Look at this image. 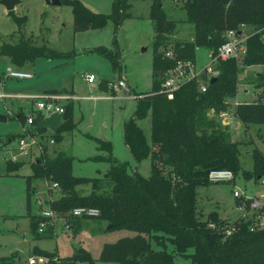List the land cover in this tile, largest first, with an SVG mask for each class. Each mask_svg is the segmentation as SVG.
Segmentation results:
<instances>
[{
	"label": "trees",
	"instance_id": "1",
	"mask_svg": "<svg viewBox=\"0 0 264 264\" xmlns=\"http://www.w3.org/2000/svg\"><path fill=\"white\" fill-rule=\"evenodd\" d=\"M61 2L69 3L72 8L74 32L103 28L109 20L117 28L131 16L130 0H113L110 14L93 12L79 0ZM185 10L194 32L191 41H178L170 39L176 21L167 16L163 1L151 0L150 4L152 90L140 93L143 96L137 98L134 115L123 125V138L130 155L138 164L148 159V175L129 172L127 162L112 156L111 142L96 139L98 148L108 151L107 156L92 158L108 162L109 167L102 177L75 176L72 173L74 157L63 151L54 157L41 155L31 163L33 173L25 179L26 201L29 204L34 192L32 179L38 176L48 186L56 183L61 193L58 198L46 201L48 209L65 216L77 206L94 207L99 210L95 218L104 219L108 224L105 231H134L133 236L103 244L99 255L103 263L173 264L176 253L190 258L191 264H264V226L250 230L253 220L229 223L218 219L216 212L208 213V219L203 220L197 206V189L211 183L208 180L211 170L228 169L234 176L241 173L246 179L264 178V149L254 148L251 168L244 169L240 159L242 145L231 138L227 127L220 122L219 114L233 108L230 100L237 92L238 63L234 58L221 60L215 57L217 48L224 41V33L239 31L244 24L253 32L245 41L246 53L240 63L264 64V0H187ZM12 18L22 27L21 17L12 15ZM202 46L213 51L210 67L215 73V81H207L205 91H200V81L191 79L168 99L159 91L164 73L174 67L177 60L194 62L195 50ZM93 51L112 55L111 50L103 47ZM168 51L172 57L166 55ZM70 55V51L61 52L47 44H37L32 35L10 36L0 43V62L8 60L16 68L34 64L39 58ZM100 86L106 88L102 83ZM260 86L264 87V82ZM44 92L59 93L57 89ZM72 105L71 100L64 103L62 123L54 132V139L60 137L61 131L72 128ZM147 109L151 110V144L147 143L135 121L143 117ZM234 110L245 127L264 123V99L241 101ZM15 117L22 124L26 121V114L21 110ZM40 119L36 113L34 124ZM26 132L32 133L29 129ZM6 167L16 169L11 161H6ZM87 184H90L88 194L76 188ZM251 201V197L236 198V204L245 205V208H249ZM30 220L32 235L38 238L40 217L35 219L31 215ZM68 220L77 231L81 219ZM228 229L231 230L229 234L226 233ZM44 233L53 236L54 226L49 225ZM151 241L156 242L157 249ZM167 244L173 246L172 251H167ZM34 252L46 256L45 264H93L90 254L80 247L77 254L67 258L55 257L53 253L39 249Z\"/></svg>",
	"mask_w": 264,
	"mask_h": 264
},
{
	"label": "rangeland",
	"instance_id": "2",
	"mask_svg": "<svg viewBox=\"0 0 264 264\" xmlns=\"http://www.w3.org/2000/svg\"><path fill=\"white\" fill-rule=\"evenodd\" d=\"M79 1L93 12L110 14L113 10V0ZM162 1L167 16L176 21V28L170 39L191 41L194 26L186 17L187 0ZM130 4L131 16L124 19L117 28L109 20L103 28L74 32L72 8L67 2L51 6L46 0H20L10 12L0 2V43L10 36L32 35L37 44L44 43L55 50L71 52L68 57L39 58L34 64L21 68H16L8 60L0 62V94L5 95L0 96V115L6 117V121H0V264H28V257H46L42 253L36 255L35 249L53 253L55 257L67 258L78 253L76 245L90 254L93 264H120L101 262V248L104 243L133 236L135 232L127 229L105 231L108 224L104 219L84 218L79 220L80 227L77 231L73 229V225L65 230L62 220L70 217L68 214L62 216L58 213L55 219H49L54 225L53 236L38 233L39 237L35 238L30 226L31 215L36 219L39 211L47 207L46 201L58 198L61 193L57 188L49 190L47 182L36 176L32 179L34 192L27 204L25 179L32 175L31 163L38 157H54L60 151L74 157L72 173L75 176L102 177L109 164L93 160V157L107 156L108 151L100 150L96 139L110 141L112 156L127 162L129 172L148 175V159L139 164L132 159L124 142L123 125L134 115L138 100L133 95L152 90L153 22L149 18L151 0H130ZM11 14L21 17L24 23L22 27L17 25ZM250 31L251 27L248 26L244 33L248 35ZM98 47L111 50L112 55L106 56L93 51ZM212 53L208 47H197L194 53L195 70L209 67ZM7 66L32 72L34 77H8L5 71ZM88 74L95 77L91 83L86 79ZM121 79L125 81L128 93L109 85L116 84ZM236 79L237 92L230 101L231 105L237 99L240 102L264 99V87L260 86L264 82V69L261 65H244L239 62ZM101 83L106 88L100 86ZM53 88L69 97H76L71 99L72 128L61 131L53 145L47 140L53 137V131H37L35 136L43 138L42 148L39 151L32 147L24 155L18 148L24 127L15 114L21 110L26 115H34L35 100L31 96ZM135 121L147 143L151 144V110L147 109L145 115ZM224 126L231 138L242 145L241 163L244 169H250L252 150L264 149V123L245 127L235 116ZM6 161L15 164L16 169L7 168ZM89 185H77L76 188L88 194ZM234 190L243 199H262L264 178L246 179L239 173L231 181L211 182L199 187L197 206L201 218L207 220L208 213L216 212L218 219L229 223L246 219L264 223V207L252 210L245 208V205L238 206ZM151 245L158 248L155 241H151ZM166 249L170 252L173 246L167 244ZM37 264H45V261ZM173 264H191V261L188 257L174 253Z\"/></svg>",
	"mask_w": 264,
	"mask_h": 264
},
{
	"label": "built area",
	"instance_id": "3",
	"mask_svg": "<svg viewBox=\"0 0 264 264\" xmlns=\"http://www.w3.org/2000/svg\"><path fill=\"white\" fill-rule=\"evenodd\" d=\"M248 25L242 24L240 26V30H227L224 33V41L223 43L217 48L215 57L219 58L221 60H226L228 58H234L237 63L241 62L243 56L246 53V45L245 41L246 39L251 35L252 30L248 35L244 33L245 28H247ZM264 41V36H263ZM168 57H172V53L168 51L166 53ZM264 69V64L261 65ZM6 75L11 78H17V79H30L33 77L32 72L22 71V70H15L12 66H7L6 69ZM205 75V80L200 79V75ZM215 73L212 71V68L205 67L201 70H195L194 68V62L190 60H177L174 67L168 69L163 76V80L161 82V86L159 91L164 93L168 99H172L174 92L179 89L185 82L196 78L198 81H200L199 90L205 91L206 89V82L208 81V78ZM86 79L88 82H93L95 80L94 75L88 74L86 75ZM113 89H123L126 93L129 92V89L125 83L124 80L117 81L116 84L109 83ZM0 96H5L4 94H0ZM142 94H135L133 97L135 98H141ZM32 99L35 100L33 104L34 108V115H26V121L23 124L24 127V135L20 136L19 142H18V148L20 152L24 155L28 154V152L31 150L32 147H35L37 149L42 148V140L41 137H36L34 133H27L26 129H29V127L34 125V117L36 113H39L41 116V119L48 117L52 113L58 112L61 115L62 120V114L64 113V103L68 100L75 99L76 97H69L63 93H54V92H43L40 95H34L31 96ZM231 101V100H230ZM240 101L235 100L234 105H232L233 108H230V110L221 112L219 114V119L222 125H228L233 118H235V110L234 107L239 103ZM231 103V102H230ZM40 119V120H41ZM36 133V132H35ZM48 143L50 145H53L55 143V140L53 137H49ZM234 175L233 173L228 169H214L209 171L208 173V180L212 183L214 182H225V181H231L233 180ZM48 188L56 189L57 184L56 183H49ZM233 195L235 197H240L241 194L234 190ZM245 198V197H244ZM252 198V197H251ZM262 199H259L257 197H253L251 203L249 204L248 209H255V208H262L264 207V195L261 197ZM70 219H84V218H95L99 215V210L94 207H88V206H77L71 209L67 212ZM38 216L40 217V221L38 223L37 231L39 233L44 232L49 225H53L49 219H55L58 214L50 209L48 207L43 208L39 211ZM69 218L63 219V227L65 230H69L71 223L68 220ZM254 223L250 226V230H254L258 227H263L264 223L259 222L258 220H253ZM54 226V225H53ZM231 230H226V233L229 234ZM38 260V261H36ZM47 262L46 257H28V264H37L38 262Z\"/></svg>",
	"mask_w": 264,
	"mask_h": 264
},
{
	"label": "water",
	"instance_id": "4",
	"mask_svg": "<svg viewBox=\"0 0 264 264\" xmlns=\"http://www.w3.org/2000/svg\"><path fill=\"white\" fill-rule=\"evenodd\" d=\"M0 2L4 5L5 10L7 12L12 11L15 8V5H17L20 0H0ZM46 3L51 6H58L61 4V0H46ZM213 55V53L211 54ZM201 80H205V75H200ZM209 83H212L215 81V76L212 75L208 78ZM0 121H6V117L3 115H0ZM61 121V115L58 112L52 113L48 117H45L41 120H39L37 123H35L33 126L29 127V130L32 133H35L39 130L43 129H50L51 131L55 132ZM80 246L76 245V248L78 249Z\"/></svg>",
	"mask_w": 264,
	"mask_h": 264
},
{
	"label": "crops",
	"instance_id": "5",
	"mask_svg": "<svg viewBox=\"0 0 264 264\" xmlns=\"http://www.w3.org/2000/svg\"><path fill=\"white\" fill-rule=\"evenodd\" d=\"M33 77H34V74H33ZM32 77V78H33ZM53 89H56V88H53ZM47 90H49V89H47ZM46 91V90H45ZM244 92H247V89H244ZM73 97H75V96H73ZM61 122V121H60Z\"/></svg>",
	"mask_w": 264,
	"mask_h": 264
}]
</instances>
